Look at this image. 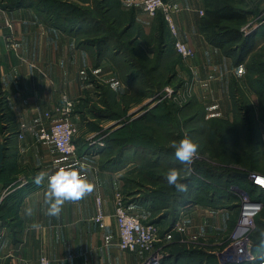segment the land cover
Listing matches in <instances>:
<instances>
[{"label":"crops","instance_id":"1","mask_svg":"<svg viewBox=\"0 0 264 264\" xmlns=\"http://www.w3.org/2000/svg\"><path fill=\"white\" fill-rule=\"evenodd\" d=\"M9 1L0 0V88L6 93L19 133L8 149V163L0 187L5 186L9 176H20L23 180L17 187L23 188L24 195L15 214L17 224L10 223L15 222L14 216L0 219V238L4 236L0 239V260L8 258L12 264H39L40 258L47 256L50 264H144L147 252H131L119 247L115 195L123 190V180L118 172L103 169L99 157L88 151L86 140L96 133V128L93 130L88 125L96 124V118L106 110L105 103L95 104L91 100L97 98L98 87L93 79L95 62L92 54L79 47L71 33L43 18L35 5L23 3L9 7ZM120 1L124 10L135 12V25L145 35L138 36V48L149 58H154L155 46L149 44L150 39L146 40V37L152 34L156 16L145 11L146 0ZM166 2L172 7L177 38L194 51L193 56L180 55L182 64L176 65L178 75L190 83L207 122L212 119L235 122L231 83L235 79L240 86L247 87L244 82L246 63L236 65L233 57L211 44L202 33L201 11H206V0ZM6 21L12 24L10 28ZM11 35L16 38L14 49L8 42ZM170 38L173 41L171 35ZM97 68L103 81H106V74H117L110 59H103ZM63 94L77 102L72 119L77 127L74 141L78 157L63 155L54 143L39 139L40 126L60 118L55 109ZM88 101H92L90 105L84 104ZM47 113L52 114L51 118L46 116ZM244 124L250 130L241 134L243 138L249 134L264 140V128H258V119ZM219 151L222 152V146ZM77 162L87 165L86 175L93 184L92 190L79 200L65 201L59 215H48L44 204L47 179L37 185L35 176L41 170L53 172L64 165L78 166ZM245 175L247 173L239 180L247 186L250 179ZM97 197L102 199L106 214L104 228L94 221L98 212ZM128 205L143 221L139 215L145 214L143 208H135L131 202ZM26 207L32 208L31 215L25 213ZM233 216L231 208L190 206L176 224L163 232L162 238L166 241L163 264H232L225 252L217 250L222 240L228 239L227 233L237 226ZM259 224L264 226L263 218L259 219ZM255 237L253 251L257 258L250 264H264V230Z\"/></svg>","mask_w":264,"mask_h":264},{"label":"rangeland","instance_id":"2","mask_svg":"<svg viewBox=\"0 0 264 264\" xmlns=\"http://www.w3.org/2000/svg\"><path fill=\"white\" fill-rule=\"evenodd\" d=\"M241 1V5L251 11L241 30L246 36L255 38V49L251 54L250 64L258 70L247 72L244 81L246 88L240 84L236 87L234 124L207 122L203 118L202 107L194 101L190 83L181 78L177 71L175 78L159 75L157 78L141 76L133 80L134 75L144 68V64H140L144 60L139 61V68L138 61L135 60L134 63L132 58H127L124 45L128 43L130 34L122 35L121 25L125 19L115 6L112 7L111 16L110 0L25 2L40 9L43 18L52 25L59 27L60 24L59 28L76 38L79 47L92 54L95 62L93 79L98 87L97 98L91 100L95 104L105 103L106 110L96 118V124L88 125L93 130L96 128V133L89 135L86 140L89 154L99 157L100 164L103 163L119 173L120 179L123 180V190L120 191L125 195L126 202L134 204L133 207L143 208L145 214H139L143 218V221L140 220L155 222L158 225L159 235L154 249L163 255L162 263L166 252L163 248L166 242L162 238L163 232L176 224L190 206L197 204L233 210L237 226L227 233L228 239L222 240L223 243L217 250L225 252L226 256L231 258L230 263L250 264L257 258L254 255L253 243L256 241L255 235L264 230L259 220L246 235L249 245H245V248L250 249L254 255L253 259L237 255L239 245L235 242L234 234L241 219V208L238 206L241 203L240 196L249 192V188L239 179L243 177V173L264 171V140L252 138L249 134L245 138L241 136L250 130H247L245 122L252 123L258 119V128H264V57L257 58L264 50V0ZM10 2L11 0L9 4ZM96 7L98 10L95 11ZM136 31L137 29L131 30L132 33ZM137 57L138 55L135 59H138ZM105 58L112 61L117 74H106V81H103L100 79L103 75L97 66ZM173 59V55L171 58L164 57L162 70ZM148 62L155 64L154 60ZM167 87H171L173 91L169 96H165L168 93ZM153 89L156 91L153 92ZM73 101L72 117L77 107V102ZM92 101L84 104L90 105ZM12 112L6 93L0 88V144L5 143L8 149H11L10 145H13V140L19 133V126L14 121ZM190 118L193 119L189 121ZM132 121L136 122L132 123V128H128ZM254 130L253 125L252 131ZM19 136L22 137L21 134ZM185 136L190 137L198 146L191 162H182L175 155V145ZM220 146L222 152L219 151ZM251 149L252 157L249 154ZM225 151L227 159L222 156ZM245 157L247 161H237ZM251 158L255 168L245 165L246 162L251 165ZM7 163L8 156L5 165ZM169 169L178 171V179L187 185L185 191L178 190L175 185L168 183ZM17 170L20 172V169ZM12 178V185L5 184L0 187V204L14 186L23 180L16 175ZM232 185L236 187L232 188ZM7 201L8 198L4 204ZM258 215V218H263L264 221V207ZM3 238L4 236L0 239ZM7 261L8 258H2L0 264H7Z\"/></svg>","mask_w":264,"mask_h":264},{"label":"trees","instance_id":"3","mask_svg":"<svg viewBox=\"0 0 264 264\" xmlns=\"http://www.w3.org/2000/svg\"><path fill=\"white\" fill-rule=\"evenodd\" d=\"M165 1H168V0H165ZM25 2L26 0H11L10 4L8 3V6L14 7V6L23 4ZM110 2H111L110 3L111 16L113 12L112 7L115 6L119 14L121 15V17H124L125 19L123 25H121L122 35L123 34L125 35L128 33L130 34L128 43L124 45V47H126V50H127V58H132V62L134 63H135V60L136 62L138 61L139 68H140V64L142 66L144 64V68L142 70L140 69L141 72L139 71L137 75H134L133 80H137L141 78V76L143 77L153 76L157 78L159 75H163L164 77H167V78H170L173 76V78H175L176 77V65L182 64V59H181L180 54L177 53V51L174 48L175 38L171 33V30L169 28L167 20L164 17V14L161 11L157 13L156 23L153 26L152 34L150 35V37H146V40L150 39L148 43L154 44L155 46V57L149 58L145 54V52L141 51L138 48V42H137L138 36L139 35L145 36V35L143 34L142 29L139 26L135 25L136 23L135 12L133 10H124L121 6L120 0H110ZM206 3H207V8L200 22L201 31L206 37V39L211 44H214L220 47L226 55L233 57L236 65H241L243 63H246L247 72L253 69H256L250 64V60H251L250 57H251L252 52L255 49V38L251 37L250 35L246 36L241 30L242 25L246 21V18L251 11L247 10L245 7L241 5L242 3L241 0H206ZM96 10H98L97 7L95 11ZM58 26L61 27L60 24H58ZM134 29H137V31L132 33L131 30H134ZM170 35L173 38V41H171ZM136 55H138L137 57L138 59H135ZM171 55H173L174 57L173 61H171L169 65L167 64L166 68L164 67L165 69L162 70L164 66L163 65L164 57L171 58ZM263 57H264V50H263V53H260L257 58L262 59ZM125 60L127 59L125 58ZM142 60H144L143 63L139 64V61H142ZM148 60L150 61L154 60L155 64H149ZM246 75H248V73ZM238 84L239 83L235 79L232 80L231 94H232L233 100H235L236 87L239 86ZM147 87L150 88L149 86ZM152 91L155 92L156 90L153 89ZM194 101L196 104H199V106H201L199 101L196 98H194ZM192 119L193 118H190L189 121ZM134 122L132 121L130 124H128L130 125L128 128H132L133 127L132 123ZM211 122L218 123V122H224V121L219 120V119H212ZM247 130H249V127H247ZM4 145H5V159H4L3 166L0 169V180L3 179V173L6 169L5 160L7 158L8 146L5 143ZM249 154L251 155L250 157L253 156L252 149L249 151ZM222 156H224V158L227 159V151H225ZM237 161L243 162V161H247V159L246 157L241 158V159L239 158L237 159ZM250 162H251V165L248 164V162H246V164L244 162V164L252 168L253 167L255 168L256 165L253 163L254 161L252 158L250 159ZM100 165L103 169L109 168L108 166H105L103 163H101ZM223 172H226V171L223 170ZM12 177L9 176L7 178L6 184L11 185V181L13 179ZM229 182H230V179H229ZM17 185H15L14 189H12L8 193V195L5 196L2 203L0 204V219L6 220L10 216L15 217V222H10L8 220L11 223V225L17 224V218L15 214L17 213L16 212L17 207L20 205V202L24 195L23 188L17 187ZM247 187L249 188L248 193L251 196V198L256 199V200H262L264 202V190L258 189L250 181H248ZM7 198H8V201H7L8 203L6 202L4 204ZM238 206L240 208V205ZM258 217L259 215L256 217V221L259 220ZM145 223H148V222H145ZM7 262H8L7 264H12L9 261Z\"/></svg>","mask_w":264,"mask_h":264},{"label":"built area","instance_id":"4","mask_svg":"<svg viewBox=\"0 0 264 264\" xmlns=\"http://www.w3.org/2000/svg\"><path fill=\"white\" fill-rule=\"evenodd\" d=\"M145 11L150 16H156L159 11L164 14L165 19L168 22L172 35L175 38L174 48L183 57H189L194 55L193 49H191L186 43L177 38L178 30L172 17V7L165 0H146ZM204 11L201 14L204 15ZM9 27L12 24L6 21ZM15 36L11 35L8 38L9 45L15 48ZM168 93L165 96L172 94V88L167 87ZM74 108V101L68 95L63 94L60 103L56 107L55 113L60 118L43 123L39 128V139L45 142L54 143L59 153L67 156L78 157V149L75 144L74 137L77 132V127L72 121V112ZM47 117L51 118L52 114L47 113ZM250 182L258 189L264 190V173L258 171L247 172ZM241 215L239 227L235 231L234 237L236 244L239 245V252L237 255L249 258H254V255L250 252V249H246L245 245H249L246 235L251 231L256 222L261 209L264 207L262 200H256L251 198L249 193L245 192L241 194ZM115 216L119 226V247L122 250H128L131 252L145 251L148 253L147 259L144 264H163V255L155 251L156 239L159 235V227L156 223H144L135 213L129 208L126 202V197L123 192L118 191L115 195ZM98 212L94 217V221L100 228L106 226V214L102 208V199L97 197ZM39 264H50V260L47 256L40 258Z\"/></svg>","mask_w":264,"mask_h":264},{"label":"clouds","instance_id":"5","mask_svg":"<svg viewBox=\"0 0 264 264\" xmlns=\"http://www.w3.org/2000/svg\"><path fill=\"white\" fill-rule=\"evenodd\" d=\"M197 144L190 137L185 136L175 145V155L182 162H191L197 150ZM77 165L60 166L53 172L41 170L34 178V182L39 185L47 179V188L44 193V204L47 206V214L57 216L61 212L62 205L67 200H79L86 193L90 192L93 184L86 175L87 165L77 162ZM176 169H169L167 181L175 185L178 190L185 191L187 185L179 179ZM32 208L26 207L25 213L32 214Z\"/></svg>","mask_w":264,"mask_h":264},{"label":"water","instance_id":"6","mask_svg":"<svg viewBox=\"0 0 264 264\" xmlns=\"http://www.w3.org/2000/svg\"><path fill=\"white\" fill-rule=\"evenodd\" d=\"M4 159H5V145L1 143L0 144V169L3 166ZM245 176H248V174Z\"/></svg>","mask_w":264,"mask_h":264},{"label":"bare ground","instance_id":"7","mask_svg":"<svg viewBox=\"0 0 264 264\" xmlns=\"http://www.w3.org/2000/svg\"><path fill=\"white\" fill-rule=\"evenodd\" d=\"M67 156V155H66ZM116 217V216H115ZM117 220V219H116ZM145 223V222H144ZM148 223H152V222H148ZM119 227V226H118ZM119 238H120V236H119Z\"/></svg>","mask_w":264,"mask_h":264}]
</instances>
